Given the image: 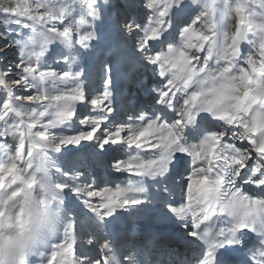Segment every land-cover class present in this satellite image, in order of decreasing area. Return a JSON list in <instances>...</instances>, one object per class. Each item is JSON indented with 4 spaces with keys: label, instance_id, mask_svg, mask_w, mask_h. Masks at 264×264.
Returning a JSON list of instances; mask_svg holds the SVG:
<instances>
[{
    "label": "snow or ice",
    "instance_id": "obj_1",
    "mask_svg": "<svg viewBox=\"0 0 264 264\" xmlns=\"http://www.w3.org/2000/svg\"><path fill=\"white\" fill-rule=\"evenodd\" d=\"M0 264H264V0H0Z\"/></svg>",
    "mask_w": 264,
    "mask_h": 264
},
{
    "label": "bare ground",
    "instance_id": "obj_2",
    "mask_svg": "<svg viewBox=\"0 0 264 264\" xmlns=\"http://www.w3.org/2000/svg\"><path fill=\"white\" fill-rule=\"evenodd\" d=\"M106 159L108 160V157L104 156V160H103L104 163ZM161 212H162L161 206L157 203V204H154L152 207L146 210H143L142 213L140 214H134V215L123 218L122 223H125L129 226L132 225L133 228L138 227L144 231H154L157 229V230H160L161 233L171 234L173 231L171 227H166L163 224V222L157 223L156 217H158L161 214Z\"/></svg>",
    "mask_w": 264,
    "mask_h": 264
},
{
    "label": "rangeland",
    "instance_id": "obj_3",
    "mask_svg": "<svg viewBox=\"0 0 264 264\" xmlns=\"http://www.w3.org/2000/svg\"><path fill=\"white\" fill-rule=\"evenodd\" d=\"M115 37H109V40H115ZM108 41H106L107 43ZM50 62V61H49ZM151 74L150 73H145L144 75V79L147 81L149 79V76ZM138 97L142 100H146L147 99V95L146 92L141 89L138 93H137ZM108 160H105L104 163V156H95L93 155V158L91 161H85L84 162V166L90 168V170L97 176V177H110L112 179H116V177L111 176V170L109 168V163L111 160V156H107ZM78 159V158H77ZM102 159V160H101ZM95 169V170H94ZM105 169V170H104ZM105 171V172H104ZM106 175V176H105ZM120 179H123V177H120ZM134 225V224H133ZM131 228H133V226H130ZM157 230V229H156ZM154 230V231H156ZM156 232H160V230H157ZM161 233V232H160ZM170 234V233H169Z\"/></svg>",
    "mask_w": 264,
    "mask_h": 264
}]
</instances>
